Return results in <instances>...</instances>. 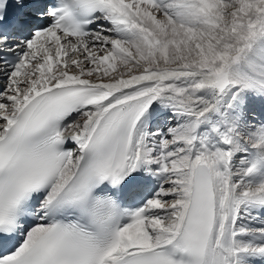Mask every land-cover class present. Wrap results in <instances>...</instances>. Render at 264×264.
I'll return each instance as SVG.
<instances>
[{
	"label": "snow or ice",
	"instance_id": "1",
	"mask_svg": "<svg viewBox=\"0 0 264 264\" xmlns=\"http://www.w3.org/2000/svg\"><path fill=\"white\" fill-rule=\"evenodd\" d=\"M0 264H264V0H0Z\"/></svg>",
	"mask_w": 264,
	"mask_h": 264
}]
</instances>
